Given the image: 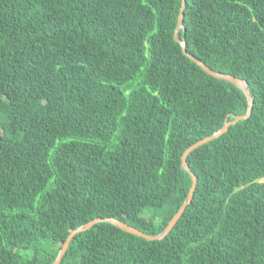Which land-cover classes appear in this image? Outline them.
I'll return each instance as SVG.
<instances>
[{"label": "trees", "instance_id": "16d2710c", "mask_svg": "<svg viewBox=\"0 0 264 264\" xmlns=\"http://www.w3.org/2000/svg\"><path fill=\"white\" fill-rule=\"evenodd\" d=\"M184 51L248 118L185 158L148 241L108 223L59 264H264V0H183ZM181 0H0V264H52L113 218L155 236L190 145L244 94L173 40Z\"/></svg>", "mask_w": 264, "mask_h": 264}, {"label": "water", "instance_id": "95a60500", "mask_svg": "<svg viewBox=\"0 0 264 264\" xmlns=\"http://www.w3.org/2000/svg\"><path fill=\"white\" fill-rule=\"evenodd\" d=\"M183 6H184V3H183V0H181V6H180V10H179V13H178V16H177V20H176V27H175V31H174V34H173V40L175 42H177L181 46L183 53L186 54V52L184 51V42H183V40H180L178 38V36H177V31L182 28ZM187 56L191 59V61H193L197 66H199L200 69H203L202 71L205 72L207 75H209V76H211L213 78L219 79V80H224V81L232 84L233 86H235L238 90H240L244 94L245 99H246V106L247 107H246L245 113L242 114V115L234 116L231 121L225 120L223 126L218 131H216L215 133H213L212 135H210L208 137L203 138L200 141L195 142L194 144L190 145L189 147H187L184 150V152L181 155L182 158H180V160H181V168L183 170L185 169V171L190 176V178H191V186L189 188L188 194H187L183 204L179 207L177 212L173 215V217L168 222L167 226L163 229V231L160 234L155 235V236H151V235L145 234V233L135 229L132 226H129V225L123 223V222H120V221H118L116 219H113V218H97V219L92 220V221L88 222L87 224L82 225V226L74 229L73 231H71V233L67 236L66 240L63 242V244H62L61 248L59 249V251L57 253V256H56V258H55V260H54V262L52 264H59L60 263V261L62 260L64 254H65V252L67 250L68 244L70 243L71 239L76 234L84 232V231L90 229L93 225H95L97 223H108V224H111L112 226L117 227L118 229L122 230L123 232H126L128 234H131V235H134V236H137V237H141V238H143L145 240H148V241L160 240L163 237H165L168 234V232L173 228V226L175 225L176 221L180 218L181 214L184 212L185 207L189 204V202L191 200V196H192L193 190H194V187H195L196 180H195V177L193 176V174L190 172V170L187 167V164H186V161H185V158H187L186 156L191 151H193L194 149H196L199 146L203 145L207 141H210V140L220 136L221 134H223L227 130V127L229 125H233L236 122H238L239 120H244V119L249 117L250 112H251V108H252V103H251L252 100H251V96H250V94H249V92L247 90L246 84L241 79L233 77V76L228 75V74L215 72L212 69H209L207 66H205L201 61L197 60L196 58H194V57H192L190 55H187Z\"/></svg>", "mask_w": 264, "mask_h": 264}]
</instances>
